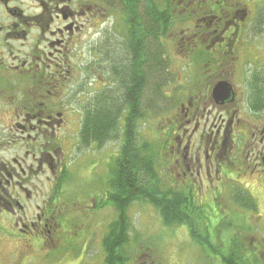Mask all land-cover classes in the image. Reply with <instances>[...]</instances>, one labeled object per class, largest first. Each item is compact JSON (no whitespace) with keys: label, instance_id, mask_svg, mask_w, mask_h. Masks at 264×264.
<instances>
[{"label":"flooded vegetation","instance_id":"af4514ba","mask_svg":"<svg viewBox=\"0 0 264 264\" xmlns=\"http://www.w3.org/2000/svg\"><path fill=\"white\" fill-rule=\"evenodd\" d=\"M124 89L121 133L83 136L89 108ZM150 114L163 187L220 216L242 190L264 196V0H0V214L19 242L56 241L69 219L60 175L111 171L129 126L148 140Z\"/></svg>","mask_w":264,"mask_h":264},{"label":"rangeland","instance_id":"374dc122","mask_svg":"<svg viewBox=\"0 0 264 264\" xmlns=\"http://www.w3.org/2000/svg\"><path fill=\"white\" fill-rule=\"evenodd\" d=\"M160 120L150 116V126L156 128V123ZM148 134L149 137L142 131L143 139H152L151 141L155 142L156 131H152L150 127ZM149 143L151 142L149 141ZM120 144L121 142L117 141L116 144L112 145V150L107 153L102 163L107 165L117 155ZM8 152L0 151V159L4 158ZM110 154L113 156L110 157ZM73 160V158H69L70 165L74 164ZM78 169L80 168L75 166L74 173H71L73 179L63 192L65 201L70 202L68 208L75 207L76 203L78 206L80 203H84L82 200L86 197L89 202H92L90 197H97L98 205L102 200L104 202L109 170L100 171L104 172L102 177L98 176L94 185L87 184V187H84L86 183L80 178ZM43 174L41 173L39 176L44 192L39 197V201L42 202L47 200L50 187V183L46 180L48 174ZM230 198L226 200L225 208H222L225 210L222 215H226V219L232 215L238 218L244 215L250 220H254L251 222L252 226L249 224H244V226L249 231H253L252 236L247 237L250 249L255 248L256 251L253 253H262L261 263L264 264V196L261 198L253 196L258 202V208L254 212L239 208L240 206H237ZM211 209L206 210L212 219L211 212H213L214 207ZM79 213L76 214V217L80 218L78 224L71 219L75 213L70 212L65 215L69 217L68 223H65V227L62 223L57 232L56 237L58 238L51 247L45 243L43 246L42 242H26L25 240L19 242L20 240L16 239L11 226V218L0 214V264H104L103 239L109 223L116 218V210L114 207L106 205L104 208H98L93 215L90 214L88 219H82ZM129 215L132 221L128 246L132 260L129 264H225L220 257L215 256L211 251L206 253L190 237L186 226L176 225L173 229L164 227L160 215L151 204L135 202L130 207ZM247 218L242 222L246 223ZM236 223L239 225L238 220ZM236 223H233L229 229V226L222 225V240L228 239L231 233L241 230L236 227ZM136 242L138 243L136 244Z\"/></svg>","mask_w":264,"mask_h":264},{"label":"trees","instance_id":"16d2710c","mask_svg":"<svg viewBox=\"0 0 264 264\" xmlns=\"http://www.w3.org/2000/svg\"><path fill=\"white\" fill-rule=\"evenodd\" d=\"M151 63L149 88L157 82V71L155 72ZM126 80L124 77L125 88L131 83L132 85L135 83L134 78L130 83ZM130 93L129 89L126 92L124 89L118 96L106 95L100 101L97 99L94 106L87 111V124L82 129V135L103 143V139L108 133L118 129L117 122L122 113L121 107L130 97ZM133 97H131V103L135 102ZM134 126H129L126 129V142L115 160L106 185L105 201L113 204L118 214L116 220L110 224L109 232L103 241L104 264H129L132 260L128 251L131 230V218L128 211L130 205L135 201L152 204L159 213L164 227L186 226L190 237L206 253L211 251L225 264H262V253H253L256 251L255 248L250 249V244L245 239L246 227L238 225L240 231L231 233L226 240L221 239L222 225L229 226V229L237 220L238 223H243L242 220H246L247 217L241 215L240 218L231 216L226 219V215L220 216L213 211L211 219L208 211L196 204L192 198L186 197L179 190L168 186L163 187L160 182L158 152L155 148H151V145L139 144ZM72 179L71 172H63L59 177L56 190L61 193ZM244 198L243 209H257V203L251 196L247 195ZM236 200L240 201L239 198Z\"/></svg>","mask_w":264,"mask_h":264}]
</instances>
